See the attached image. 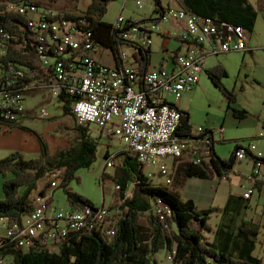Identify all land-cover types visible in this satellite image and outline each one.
I'll list each match as a JSON object with an SVG mask.
<instances>
[{"label": "built area", "instance_id": "2783aa9c", "mask_svg": "<svg viewBox=\"0 0 264 264\" xmlns=\"http://www.w3.org/2000/svg\"><path fill=\"white\" fill-rule=\"evenodd\" d=\"M40 1L20 0L7 8L30 19L34 40L30 45L38 61L36 67H31L0 60V130L25 125L28 116L47 119V105L38 111L37 103L30 110L26 102L27 92L40 90L46 92L50 104L67 95L74 97L78 126L95 125L106 136L119 139L120 153L136 157L163 185L173 184L176 160H189L194 165L212 163L215 137L222 135L224 129L210 133L199 127L189 136H183L180 133L183 114L170 101L171 98L182 101L186 94L199 87L208 57L249 51L250 32L243 26L198 18L183 7H167L154 18L160 19V24L148 21L138 25L120 14L112 24L114 29L124 41L147 48L153 46L161 24L185 23L184 30L176 37L186 51L174 55L168 67L151 68L143 73L135 61L134 48L125 47L130 52L124 51L122 67L100 62L96 58L99 46L93 41L92 32L79 25L68 26L65 14L49 8L45 1L39 5ZM258 3L264 7V0ZM81 23L86 24V21ZM11 39L12 36L2 32L0 48L7 49ZM37 41H46V48H37ZM28 44L25 41L19 46ZM18 82L28 83V90H19ZM258 139H264V129ZM117 155L107 161L115 162ZM236 157L239 162L248 159L253 163L249 178L257 180V187L250 186L243 194L244 199H250L259 191L258 186L264 189V157L256 155L252 146H241ZM83 213L92 214V220H83ZM155 213L163 222L171 217V211L163 202L155 208ZM114 226L111 213L104 206L57 211L49 198L38 197L34 210L23 224L11 227L4 223L8 231L4 239L7 240L0 241V253L7 246L23 251L30 244H53L60 249L82 230L112 236L116 234ZM16 231H23L21 241H13ZM9 259L12 261L11 256H0V264H11Z\"/></svg>", "mask_w": 264, "mask_h": 264}, {"label": "trees", "instance_id": "16d2710c", "mask_svg": "<svg viewBox=\"0 0 264 264\" xmlns=\"http://www.w3.org/2000/svg\"><path fill=\"white\" fill-rule=\"evenodd\" d=\"M44 1L48 2L49 8L57 2L42 0L38 4L41 5ZM115 1L117 0H91L88 9L80 14L76 12L65 14L67 25H79L80 28L91 31L94 35L93 41L99 46L100 51L104 48L112 51L117 67H122L125 47L134 48L139 71L145 73L152 67V48L124 41L113 25L105 21L108 9ZM155 1V13L160 15L165 8L160 0ZM12 2L20 0H0V36L3 32L13 37L7 46L6 55L0 54V60L6 64H27L36 67L38 60L30 45V42H34L30 19L17 12L8 11L7 8ZM181 3L184 9L198 18H212L218 23L228 22L243 26V29L250 33L256 26L259 13L264 12V7L259 3L256 8L248 0H181ZM82 20H85L86 24H82ZM148 21L160 24V19L154 18L135 20V23L140 25ZM25 41L29 43L27 46H19ZM37 48H46V41H37ZM178 54L179 52L176 53L177 56ZM207 73L226 96L228 111L232 110L234 116L241 121L247 119L249 113L233 106L237 103L236 95L228 91L222 83V78L228 76L227 70L219 66L214 71L208 70ZM18 89L28 90V83L18 82ZM27 95L30 97L43 95L45 97L43 103L45 105L51 103L45 91H29ZM73 99L74 97L67 95L58 102L64 114L75 119ZM181 113L183 117L180 133L189 136L188 134L194 130L190 123L191 115L188 112ZM11 128L26 130L36 135L40 142L41 156L28 160L21 153H12L0 161V175L6 179L3 187L4 198L0 200V219L8 220L11 227L22 224L23 218L35 208L37 198L34 194L39 191L40 182L54 174L59 175V187L63 188L72 211L80 210L84 206L94 207L93 202L73 192L71 188L72 181L80 182L76 174L82 169L90 170L96 160L101 136L93 137L89 130L90 125L78 126L76 123L72 129L74 138L70 139V144L65 148H56L54 152L44 138L29 127L13 125ZM239 148L240 145L232 152L229 161L218 157L213 148L214 159L210 165H194L189 160H176L173 163L175 177L170 186L163 183L154 186L145 173V167L136 157L118 153L116 159L121 160L122 166L112 180L118 183L120 190L115 191L114 203L109 207L111 220L116 223L115 235L105 236L95 231L91 234L78 233L76 237L68 239L60 249L53 244H35L34 247L23 251L7 246L0 256H11L13 261L11 264H159L157 254L169 250L173 255L174 264H264L263 260L254 256L260 242L262 224L256 223L253 219L243 220L237 235V241L241 244L237 251L239 256H230L228 252L222 251L217 240L211 243L207 237L214 232L210 225L212 216L228 207L200 210L193 199L184 200L180 195L189 179L211 181L217 176L224 180L228 178L239 161L236 157ZM110 158L111 155L107 152L106 159ZM106 175V173L102 175L103 185L109 179ZM54 183L55 180L39 192L42 198L48 197L47 189ZM130 183L134 184V190L132 195L128 196ZM254 183V187H257V182ZM258 190L261 192L263 187L258 186ZM160 202L171 211V217H168L166 222L155 213V208ZM49 203L54 204L52 196ZM217 233L219 237L220 229ZM6 240L1 238V241Z\"/></svg>", "mask_w": 264, "mask_h": 264}, {"label": "rangeland", "instance_id": "374dc122", "mask_svg": "<svg viewBox=\"0 0 264 264\" xmlns=\"http://www.w3.org/2000/svg\"><path fill=\"white\" fill-rule=\"evenodd\" d=\"M175 0H162L164 5L171 4L174 8ZM254 7L258 8V0H248ZM48 5V2H44ZM91 0H57L55 4H52V9L60 11L63 14L81 12L88 9ZM141 6V8H140ZM156 1L155 0H117L111 4L108 9L105 21L109 24H114L120 14L126 19L132 20H146L149 18L157 17ZM162 29L169 27L172 23L163 24ZM251 41L249 43V51L233 52L229 54H222L216 57H208L205 62V67L208 70H216L217 67L222 66L227 70V77L222 78V83L226 86V89L233 92L236 95L237 103L233 105L236 108H241L249 113V117L244 120H239L234 116L232 110L228 111V101L222 91L214 84L208 73L203 72L201 75V82L199 87L195 88L184 100L180 103V108L183 112H188L190 117V123L195 129L203 127L207 132H216L221 128L224 129L222 135H216L215 140V153L218 157L224 161H229L232 152L238 145L242 147H250L258 156H264V139H258V136L264 129V12L259 13L257 23L253 32L250 33ZM159 39H156L154 48L159 47ZM172 47L176 46L175 40L172 42ZM105 52L112 54L111 50L104 48ZM100 54L101 51L98 50ZM97 53V54H98ZM108 55V54H107ZM109 60V58H108ZM40 96L27 97L26 102L29 106H34L38 103ZM45 100V99H44ZM43 100V101H44ZM174 100V98H171ZM48 111V118H35L31 125V130L40 134L47 142L51 151H55L56 148H65L70 144V139L74 138L72 129L76 125L75 119L70 115H65L60 103L58 101L52 104H46ZM45 103L38 104V111L41 107L46 106ZM90 132L93 137L98 138L99 143L96 160L90 170L82 169L76 177L80 179L71 182V188L73 192L88 198L93 202L95 207L104 206L106 209L114 203L115 191L118 189V183L113 181L112 178L116 175L117 171L121 168L122 162L117 159L115 162L110 163L106 159L107 147L112 152L121 150V141L117 138H111L101 133L100 129L92 125L90 126ZM29 132V131H28ZM30 133V132H29ZM32 134V133H30ZM33 135V134H32ZM35 147H39V140L36 135ZM41 152V150H40ZM40 152H35L31 155L34 159L40 157ZM171 162V161H170ZM252 161L245 160L235 165L234 171L230 173L228 178L219 179L216 177L209 180L189 179L185 187L181 190L180 195L184 200L193 199L196 202L200 210L210 209L214 207L225 208L227 204L228 195L231 190L244 194L252 183L253 178H249V174L252 169ZM106 173V177L109 178L105 181V185L102 184V175ZM145 173L152 180L154 186L161 184L160 180L152 175V170L145 168ZM58 174L49 176L46 180L40 182L39 191L34 194V197H41L39 192L45 188L50 182L55 180V183L47 189V196L50 198L48 191L53 189L54 207H57L58 211L71 210L67 196L60 188V181L58 180ZM11 176H9L10 178ZM223 180V181H222ZM245 180H248L246 182ZM251 183H250V181ZM222 181V182H221ZM6 179L0 175V200L4 198L3 187ZM221 182V184H220ZM233 183V184H232ZM237 183V184H234ZM242 187H241V186ZM253 186V183H252ZM57 187L56 189H54ZM245 188V189H244ZM134 190V184L129 185L127 191L128 196L132 195ZM259 195H254L253 201L249 203L248 208L245 207L243 213L240 216L234 215L232 212L233 205L229 209V217L240 219H247L262 224L260 242L255 252V257L263 260L264 263V201L258 199ZM245 204L246 201H241ZM114 225L116 224L115 221ZM226 222V217L223 212L215 213L212 216L210 225L215 230L209 237L214 238L212 243L217 240L219 229H223V224ZM4 223L8 224V220L0 219V238H4L7 235V230L4 228ZM159 264H174V258L169 250L161 251L156 256ZM8 262H12L11 259Z\"/></svg>", "mask_w": 264, "mask_h": 264}, {"label": "crops", "instance_id": "0c3cea01", "mask_svg": "<svg viewBox=\"0 0 264 264\" xmlns=\"http://www.w3.org/2000/svg\"><path fill=\"white\" fill-rule=\"evenodd\" d=\"M160 1H161L162 6L165 9L167 7L168 8L173 7L171 4L164 5L162 0H160ZM174 3L176 6L175 8H182L183 7L181 0H175ZM171 23H172L171 26L166 27L164 29H162V26H164L163 24H165V23L161 24L160 33L158 35L154 36L153 46L155 44L156 39H159L160 42H159V47H157V49H155L153 46L151 47L152 52H153V56H152V60H151V63H152L151 68L152 69L163 67V65L168 67L170 64V61L173 59V56L176 55L177 52L182 51V53H183L186 51V47L184 45H182L180 40L177 39V37H176L178 34L181 33L182 30H184L185 23L180 22V21H175V22H171ZM173 40H175L176 46L171 48L172 47L171 42ZM105 51L106 50L101 49V53L96 54V58L100 62H102V63H104L110 67H116L117 62L113 57V53L109 54V52L107 53ZM124 51L130 52V49H126ZM108 58H109V60H108ZM162 61H163V64H162ZM206 72H208V67H207L205 73ZM188 94H190V93H188ZM188 94H186L184 96V98L187 97ZM40 97L41 98L39 99L38 104H40L41 102L43 103V100L45 98L42 95H40ZM184 98H183V100H184ZM182 101L171 100L170 102L172 104L176 105L181 110L179 102H182ZM28 107L31 110L35 107V105L33 107L28 105ZM34 119H35V117L28 116L26 118L25 126L29 127V129H30L31 125H29V124L32 123ZM35 143H36V138L26 130L14 129V128H11L9 126L1 128V130H0V161L5 159L6 157H9L12 153L13 154L14 153H21L26 157V159L33 160L35 158V156L32 158L31 155H34L35 152L39 153L41 150L38 146L35 147ZM120 151L121 150L118 149V151L112 152L110 150V148L107 147L106 153L109 152V154L112 156V155L120 153ZM40 154H41V152H40ZM245 181L248 182V180H245ZM160 182L162 184L161 180H160ZM221 182H220V184H221ZM250 183H251V181H250ZM252 183L254 186L255 183L253 180H252ZM252 183H251V186H252ZM234 184H237V183H234ZM237 185H239V184H237ZM56 188L57 187H55L54 189H56ZM248 189H246V190H248ZM48 193L50 196H53L54 195L53 189H49ZM255 194H252L250 199L245 200L243 198V194H240L239 192H235V190L232 189L230 194L228 195V199H227L226 207H228V208L227 209H225L226 207L222 208V209H225L222 212L226 217V222H225V224H223V229L222 228L220 229V235H219L220 239H219L218 245L220 246L222 251L228 252V255H230V256H236V255L239 256V253L237 251L239 250L241 244L239 241H237V239H238L237 235H238V228H239L240 224H242V221H243V219H240L238 222V220L235 216H234V218L229 217L230 206L233 205L232 212H235L234 215H238L241 217L243 210L245 209V207L248 208V205L250 202L253 201ZM257 194L259 195L258 199L260 201H264V189L261 192L258 191ZM47 198H49V197H47ZM241 201H246V203L242 204ZM53 208L57 209V207H54V206H53ZM213 233H214V238H215V230ZM207 237L209 239V242L212 243L214 238L210 239L209 235Z\"/></svg>", "mask_w": 264, "mask_h": 264}, {"label": "bare ground", "instance_id": "6f19581e", "mask_svg": "<svg viewBox=\"0 0 264 264\" xmlns=\"http://www.w3.org/2000/svg\"><path fill=\"white\" fill-rule=\"evenodd\" d=\"M69 26H71V25H69ZM6 51H7V49L5 50V49H1L0 48V54L1 55H6ZM253 180L257 182L256 179L253 178ZM25 218H23V221H24ZM83 220L91 221L92 220V214L83 213ZM22 224H23V222H22ZM92 232H94V231L82 230L79 233H82V234H91ZM22 233H23V231H16L14 240L15 241H21ZM34 246H35V244L26 245V248L25 249L28 250V249H30V248H32Z\"/></svg>", "mask_w": 264, "mask_h": 264}]
</instances>
